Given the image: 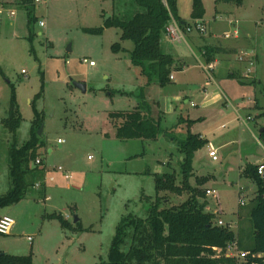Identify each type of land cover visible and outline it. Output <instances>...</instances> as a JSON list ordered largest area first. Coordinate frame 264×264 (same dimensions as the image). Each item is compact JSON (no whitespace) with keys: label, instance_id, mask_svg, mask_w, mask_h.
<instances>
[{"label":"rangeland","instance_id":"obj_1","mask_svg":"<svg viewBox=\"0 0 264 264\" xmlns=\"http://www.w3.org/2000/svg\"><path fill=\"white\" fill-rule=\"evenodd\" d=\"M202 1V21L212 32L220 37L238 28L240 39H219L237 49L232 59L246 47L247 52L259 55L264 75V0H244L242 6ZM192 4L193 0H178L181 20L196 21L191 16ZM136 7L132 0H41L28 6L19 0H0V194L11 186L9 147L14 139L22 145L30 137L33 102L42 118L38 134L44 146L39 156L48 169L43 188L30 190L21 201L1 210L15 224L11 234L0 235V253L32 254L33 264H110V246L121 218L128 213L147 216L149 203L145 198L154 200L157 196L155 174L175 171L181 183L178 142L190 131L202 132L215 143L228 130H240L239 124L252 123L260 111L255 97L264 105V94L256 92L242 72L224 79L212 72L214 81L208 80L193 52L200 51L190 37L201 35L195 30L186 35L187 41H174L179 58L172 66L174 79L165 86L157 80L148 83V76L131 61L129 52L134 43L120 39V28L105 27L108 17L129 15ZM231 19L237 24L230 25ZM100 27H104L102 34L85 31ZM117 42L124 48L119 52L112 49ZM75 83L84 84L86 89ZM12 86L23 117L16 137L3 122L8 117ZM224 90L230 101L222 95ZM38 94L41 96L35 100ZM143 101L154 110L157 103L163 109L164 131L157 140L118 138L110 113L134 109ZM221 110L225 116L217 122ZM235 115L239 122L215 130ZM255 133L256 138L250 135L248 141L263 154L264 137L259 130ZM59 139L64 142L59 143ZM206 144L196 151L193 165L216 178L192 176L190 184L198 187L202 183L204 190L211 187L218 192L224 210L221 216L249 246V215L257 185L241 176L238 161L227 160L223 150L214 161ZM65 172L70 173V179ZM165 194L169 206L179 205L189 196L188 192ZM206 198L209 210L216 213V199ZM52 213L62 214L73 226L77 218L83 230L63 228L58 219L47 217ZM241 213L247 214L242 221Z\"/></svg>","mask_w":264,"mask_h":264},{"label":"trees","instance_id":"obj_2","mask_svg":"<svg viewBox=\"0 0 264 264\" xmlns=\"http://www.w3.org/2000/svg\"><path fill=\"white\" fill-rule=\"evenodd\" d=\"M19 1L26 6L35 2ZM132 1L137 6L133 12L129 15L110 16L105 20V27L120 28V39L134 43V48L129 52L132 63L141 68L142 74L148 76V83L157 80L161 86H165L170 83L174 58L163 50V39L172 18L182 21L177 14L178 0ZM215 1L236 6L244 3V0ZM28 14L29 23H32L34 18L31 17L29 9ZM191 16L195 20L203 19L205 7L202 0H193ZM103 29L104 27L87 28L85 31L102 34ZM112 49L119 52L124 48L117 42ZM209 53L211 51L206 50V56ZM40 96L38 94L35 100ZM32 106L35 118L29 139L22 145H18L14 139L9 147L11 186L7 192L0 194V217L3 208L18 203L30 190L43 188L46 182L48 169L44 161L40 165L36 164V159L40 157L39 149L44 146L38 134L42 118L34 102ZM110 117L116 126V136L122 140H157L164 131V114L154 110L145 101L131 110L111 112ZM22 120L16 88L12 86L8 117L3 122L16 137ZM260 135L264 137V130ZM206 143L199 134L190 131L184 140L178 142V149L183 157L180 161L181 183L177 182L175 171L155 174L157 196L154 200L145 198L149 203L146 217L128 213L121 218L110 246V264H264V179L258 174L255 165H247L243 170L242 174L257 185V194L250 210L252 232L248 233L252 243L246 246L240 235L229 225L218 224L220 212L206 210L208 199L206 190L201 187L202 183L198 187L190 184L195 153ZM167 192H188L189 196L179 205L169 206V197L165 194ZM47 217L58 219L63 228L83 230L80 221L73 226L60 213H52ZM234 244L239 251L248 253L243 260L227 255L228 248ZM0 264H33V257L32 254L14 255L1 252Z\"/></svg>","mask_w":264,"mask_h":264},{"label":"crops","instance_id":"obj_3","mask_svg":"<svg viewBox=\"0 0 264 264\" xmlns=\"http://www.w3.org/2000/svg\"><path fill=\"white\" fill-rule=\"evenodd\" d=\"M178 14V13H177ZM179 16V15H178ZM179 19H181V17L179 16ZM180 22V20H177ZM202 21V20H201ZM206 26H207V32L205 34H201V35H192L191 40H192V44L198 48L200 51L199 53L196 52L195 50H193L195 57L197 58L198 62L200 63H205V62H209L208 59H210V61L215 63V69L212 71L213 73L218 72V75L221 79L227 78V77H233L237 72H242L245 73L246 70L248 69V62L247 60H240V57L243 56L245 59L248 58V55H251L253 59L256 60V66L254 68V78L251 79V82L256 81V83H252V85H254V87L256 88L255 91H260L262 94H264V75H263V65L261 67V62L259 60V55L256 54H252L250 51L247 52L246 51V47L243 48V51L241 53H238L237 57L232 59V54L234 52H237L236 48H229L227 46L224 45L223 42H221L219 39L220 37H224V33L221 34V36L219 37L217 33H214L211 31L212 28L209 29L207 23H205V21H202ZM183 25L186 24H191V22H186L184 20H182L180 22ZM230 25H235L236 20H230ZM238 32V35L232 36L230 38H225V39H231V38H235V39H240V33L238 31V28H235L232 32H229L231 34H234L235 32ZM192 33V32H190ZM187 33V34H190ZM186 34V35H187ZM200 37L204 40V42L202 41L201 43H197L198 39L195 38ZM210 37L209 38V42L206 40V37ZM185 40L187 41V37H185ZM192 46V45H191ZM193 47V46H192ZM163 50L165 51V53H168L170 55H172V57L174 58V63L176 62L175 60L178 58V52L175 48V42H172L171 40L168 39V37L164 36L163 39ZM206 50H210L211 53L208 54V56H206V53L203 55V51L206 52ZM247 54V56H245ZM254 55V56H253ZM236 56V55H234ZM179 59V58H178ZM179 61V60H178ZM181 67H183L182 62L179 63ZM178 68V67H177ZM202 68V66H201ZM202 70L207 74V72L202 68ZM208 75V74H207ZM172 76V78H171ZM214 75H212V78L210 79L208 76V80L209 81H214ZM174 79V74L171 71L170 74V82ZM260 86H259V85ZM260 90H259V87ZM220 88V87H219ZM258 89V90H257ZM224 93L222 95H224L226 97L227 100L230 101V98L228 97V93L227 91H223ZM220 98V96L218 97ZM217 98V99H218ZM256 98V108H260L259 110V114L255 115L254 119H252V123H248V122H243V125L239 124L240 130H228V132L226 134H221L220 137L223 138H219V141L213 143L212 141H210L207 137V135H205L202 132H198V133H194V134H199L201 136L202 139L207 141V148H208V152L214 148L217 151V159L213 160L217 161L219 160L218 158V151L219 150H223L224 151V156L227 160L231 159V158H235L238 163L240 164V174L241 176L243 175V170L245 169V167L247 165H255L258 166L262 163H264V153L263 154H258L257 151H255L253 148H251L250 143L248 141V137L251 135V137L256 138V130H259V133H261L264 130V121H261L264 119V105L261 104V99L260 98ZM222 99V97H221ZM187 103V101H186ZM156 111H161L164 114L163 109L160 107V105L157 103L156 104ZM237 109V108H236ZM237 114L238 111L236 110ZM225 114L224 112L221 110L220 113V117L219 120L217 119V122L222 121L221 118L224 117ZM253 117L251 115H248V117ZM237 116L235 115L234 117H232L231 119H229L228 121L225 122V124H220L218 126H216L215 130L220 129V128H224V125L227 124H233L239 122L240 119L236 118ZM261 117V119L259 118ZM164 119V118H163ZM259 119V120H258ZM217 122L215 125H217ZM242 127H244L243 129H241ZM221 141V142H220ZM210 155V154H209ZM195 157V156H194ZM211 157V156H210ZM183 157L180 158V160H182ZM194 160V159H193ZM169 166V165H168ZM199 176H208L209 180L210 178H216V175L208 172V174H205L203 172L202 168H196L193 165V177L192 179H195ZM206 180V181H207ZM205 181V182H206ZM202 188H205L204 185L201 186ZM207 188V187H206ZM211 188V187H208ZM240 195L242 194V191L239 192ZM256 194H257V190H256ZM241 198V197H240ZM209 199V198H207ZM210 201L208 200V203ZM243 205V204H240ZM224 212V210H223ZM3 213H1L2 215ZM4 214H8V213H4ZM223 213H221L222 215ZM247 215V214H246ZM246 215H242L239 214V220L242 221V219L244 217H246ZM250 216V215H249ZM223 217L220 216V219H222ZM251 219V216H250ZM227 225H231L229 221L225 220L224 218L222 219ZM13 229V228H12ZM12 232V231H11ZM11 234V233H10Z\"/></svg>","mask_w":264,"mask_h":264},{"label":"built area","instance_id":"obj_4","mask_svg":"<svg viewBox=\"0 0 264 264\" xmlns=\"http://www.w3.org/2000/svg\"><path fill=\"white\" fill-rule=\"evenodd\" d=\"M36 2H41V0H35ZM11 14H14V11H11ZM0 15H1V10H0ZM197 31L200 34H205L207 32V26L201 21V20H196L194 23L191 24H186L183 25L181 24L179 21H177L176 19L172 18V20L170 21V23L167 25L166 27V36L168 37L169 40H171L172 42L174 41H180V40H185L186 34L193 32V31ZM225 38H230L232 36H237L238 32L236 31L234 34H231L229 32H226L223 34ZM206 52L203 51V55ZM247 56V54L245 55ZM247 60L248 62V69L246 70V72L244 73V77L245 78H254V68L256 66V60L252 58L251 55H248V58L245 59L243 56L240 57V60ZM84 62H88L87 59H84ZM91 65L94 64V62H89ZM202 68L207 72L209 78H212V71L215 69V63L212 61L209 62H205V63H201ZM172 78V76H171ZM59 143H63L64 141L62 139L58 140ZM210 156L216 160L217 159V151L216 149L212 148L209 151ZM43 161L42 159L39 157L36 159V164H41ZM258 168V174L261 176L262 179H264V163L260 164L257 166ZM59 171H64L62 167H58ZM65 177L67 179L71 178L70 173L65 172ZM206 195L207 196H213L216 201H217V205H218V210L216 211V213L220 212L223 213V209L220 207L221 206V202H220V198H219V194L216 190L211 189V188H207L206 189ZM240 204H244V201L242 200V197L240 198ZM207 211H210L208 206L206 207ZM15 224V220L13 218H11L8 215H1L0 217V234L1 235H8L11 233L12 228L14 227ZM218 224L223 226V225H227L222 219L218 220ZM29 240H32V237H28ZM232 250H235V252H232ZM248 253L246 252H241L238 250L237 245H232L228 248L227 251V255L228 256H236L237 258H239L240 260H243L245 258V256Z\"/></svg>","mask_w":264,"mask_h":264},{"label":"water","instance_id":"obj_5","mask_svg":"<svg viewBox=\"0 0 264 264\" xmlns=\"http://www.w3.org/2000/svg\"><path fill=\"white\" fill-rule=\"evenodd\" d=\"M75 85H77L78 87L83 88L84 90L86 89V86L84 84L75 83ZM41 132H42V127L39 129L38 133L41 134ZM77 221H78V219L76 218L75 222H77Z\"/></svg>","mask_w":264,"mask_h":264}]
</instances>
